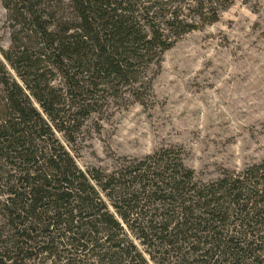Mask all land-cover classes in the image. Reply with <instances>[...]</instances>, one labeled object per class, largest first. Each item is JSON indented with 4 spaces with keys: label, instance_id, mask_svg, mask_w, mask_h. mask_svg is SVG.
<instances>
[{
    "label": "trees",
    "instance_id": "16d2710c",
    "mask_svg": "<svg viewBox=\"0 0 264 264\" xmlns=\"http://www.w3.org/2000/svg\"><path fill=\"white\" fill-rule=\"evenodd\" d=\"M182 4L2 0L13 32L0 47V264H264V160L202 183L173 149L110 173L81 171L68 149L96 106L196 30Z\"/></svg>",
    "mask_w": 264,
    "mask_h": 264
},
{
    "label": "rangeland",
    "instance_id": "374dc122",
    "mask_svg": "<svg viewBox=\"0 0 264 264\" xmlns=\"http://www.w3.org/2000/svg\"><path fill=\"white\" fill-rule=\"evenodd\" d=\"M203 6L217 10L216 22L203 23L196 4L183 0L180 19L196 30L171 37L159 65L154 59L138 71L134 91L107 96L84 119L68 147L78 169L110 173L173 149L198 181L208 183L264 160V0H204ZM12 25L0 0L4 50ZM25 264L52 263L40 254Z\"/></svg>",
    "mask_w": 264,
    "mask_h": 264
}]
</instances>
